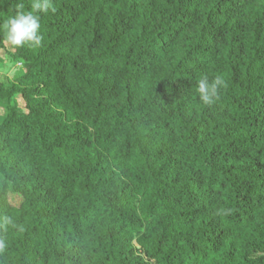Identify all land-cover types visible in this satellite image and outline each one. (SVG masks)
<instances>
[{"label": "trees", "instance_id": "1", "mask_svg": "<svg viewBox=\"0 0 264 264\" xmlns=\"http://www.w3.org/2000/svg\"><path fill=\"white\" fill-rule=\"evenodd\" d=\"M32 3L0 0V264H264V0H53L10 46Z\"/></svg>", "mask_w": 264, "mask_h": 264}, {"label": "clouds", "instance_id": "2", "mask_svg": "<svg viewBox=\"0 0 264 264\" xmlns=\"http://www.w3.org/2000/svg\"><path fill=\"white\" fill-rule=\"evenodd\" d=\"M19 11L10 16L5 25V37L10 46L16 48L25 45L39 47L42 43L43 36L40 33L41 15L49 12L55 13L56 8L53 0H33L31 10H23L24 6L20 5ZM224 85V80L220 76H216L213 80H209L207 76L198 81V94L200 101L207 106L215 103L218 99L219 89ZM231 212L230 209L223 211L224 215ZM11 223V221H8ZM6 248V242L0 238V251Z\"/></svg>", "mask_w": 264, "mask_h": 264}, {"label": "rangeland", "instance_id": "3", "mask_svg": "<svg viewBox=\"0 0 264 264\" xmlns=\"http://www.w3.org/2000/svg\"><path fill=\"white\" fill-rule=\"evenodd\" d=\"M16 69H14L13 66H9L6 73H3L2 71H0V80L5 79L6 77H11L12 72L14 71L16 72ZM7 109H8L7 104L5 102H1L0 103V120L5 116ZM20 201H21L20 198L10 199V202L13 205H18Z\"/></svg>", "mask_w": 264, "mask_h": 264}]
</instances>
